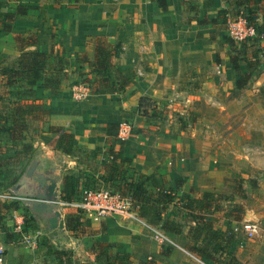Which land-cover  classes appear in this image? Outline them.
<instances>
[{
  "label": "crops",
  "instance_id": "1",
  "mask_svg": "<svg viewBox=\"0 0 264 264\" xmlns=\"http://www.w3.org/2000/svg\"><path fill=\"white\" fill-rule=\"evenodd\" d=\"M157 1L59 0L60 5H56L54 0H0L4 4L2 14L14 11L16 6L29 8L12 22L9 32H0V64L16 61L19 51L15 37L31 35L34 46L28 49L52 53L68 63L56 95L39 86L28 101L47 110V115L30 127V132L37 128L42 131L35 138L36 149L45 146L58 153L53 149L56 136L46 132L47 122L65 127L75 145L89 154H101L107 140L117 150L120 142L107 138L104 128L126 124L129 132L122 150L130 166L139 174H153L165 189H174V183L181 180L177 196L221 194L232 190L239 178L253 179L256 187L245 190L246 197L239 200V205L244 215L259 223L261 234L252 240L236 235L229 253L239 264H264V41L245 86L236 89L238 76L227 63L223 36H218L225 26L218 11L228 9L226 0H163L164 9ZM210 20L215 21L206 23ZM96 38L119 45L113 63L117 70L132 71L133 83L121 94L97 95L88 86L85 99L77 102L71 98L70 88L83 80L92 83L95 77L88 73L87 65L75 66V60L85 56L91 61ZM246 46L247 51L252 50L249 43ZM238 68L245 72L246 62L239 61ZM139 97L155 104L185 100L203 128L198 133L181 131L178 137L163 135L161 127L149 122L156 120L138 115ZM66 158L68 162L57 161L60 177L66 167L76 169L75 160ZM98 161L81 159L82 169L87 166L98 171ZM19 213L9 211L5 216ZM206 216L216 230L223 231L226 223L232 228L237 223L223 213ZM81 221L95 234L69 238L79 252L96 241L111 253L127 252L131 264H145L147 260L151 264H212L206 259L198 262L185 251L188 242L184 234L165 233L175 245L171 247L155 242L148 230L133 220L104 215ZM4 225L8 229L7 222ZM68 234L65 230L64 235H44L50 241L54 238L52 244L64 245ZM22 245H8L3 263L44 264V248L36 243Z\"/></svg>",
  "mask_w": 264,
  "mask_h": 264
},
{
  "label": "trees",
  "instance_id": "2",
  "mask_svg": "<svg viewBox=\"0 0 264 264\" xmlns=\"http://www.w3.org/2000/svg\"><path fill=\"white\" fill-rule=\"evenodd\" d=\"M16 1V0H8ZM60 5L59 0H54ZM157 5L164 9V1L159 0ZM227 10L218 11V18L226 25L227 16H240L248 26L254 30L255 37L248 42L236 46L227 36L222 37V42L227 46V63L236 72L237 80L234 88L241 89L245 86L250 73L258 63V54H261L260 43L264 41V0H226ZM4 4L0 3V32H9L12 22L26 14V6H16L12 12L1 13ZM189 8H192L189 6ZM231 13V14H230ZM210 20L206 23H214ZM19 51L16 61L12 64H0V192H12L13 186L20 178L35 151V138L42 131L31 129L34 122L31 114H36L40 107L28 106L25 100H31L36 87L47 89L50 95H56L61 86V80L68 68L66 60L52 53L46 54L28 49L34 46L32 37H15ZM252 50L247 51V44ZM119 45H113L101 38L94 40L93 56L88 61L85 56L76 58L75 66L87 65L88 73L95 79L88 84L93 94H121L132 83V71L117 70L113 59ZM246 62V71L240 72L238 62ZM262 93L264 94L263 90ZM180 100V99H179ZM27 103V102H26ZM136 110L138 115L154 119L158 108L154 101L139 97ZM179 113V112H176ZM186 116L194 119L195 115L189 110ZM47 115L46 112H43ZM42 117V118H43ZM180 129L185 127L182 116L177 115ZM118 124H108L104 128L106 137L116 138ZM46 132L56 136L53 149L75 160L76 169L67 170L62 175L60 200L70 202L76 200L83 189L105 188L128 198L137 214L147 225L155 227L164 233L181 235L187 239L185 251L197 259H206L212 264H239L234 256L229 253V247L236 238L230 223H226L223 231L213 228L208 220V213H223L225 218L239 222L243 218L244 209L241 205L230 204L232 197L244 198L245 190L242 187V178H239L231 190L232 196H224L213 192H204L199 198L188 194L177 196V191L182 181L174 183V189H165L153 174L143 175L137 173L130 166V159L124 156L122 142L117 150L106 141L107 148L101 154L97 151L89 154L83 148L75 145L73 135L65 127L47 122ZM99 158L96 171L94 168H78L79 158L87 161ZM247 181L250 188L255 187V181ZM9 211H20L23 226L32 224L30 228L37 229L38 224L29 212L19 202H0V220ZM79 214H68L64 217L65 230L77 238L87 234L93 236L95 231L86 230L81 224ZM36 223V224H35ZM91 255L86 264H131L127 252L122 254L111 253L108 247L94 241L89 248ZM64 252L47 245L44 259L52 257L55 264H72L70 253L63 262L61 256ZM150 261V260H149ZM151 264V262H149Z\"/></svg>",
  "mask_w": 264,
  "mask_h": 264
},
{
  "label": "built area",
  "instance_id": "3",
  "mask_svg": "<svg viewBox=\"0 0 264 264\" xmlns=\"http://www.w3.org/2000/svg\"><path fill=\"white\" fill-rule=\"evenodd\" d=\"M226 32L227 37L231 39L236 45L247 42L255 37L254 30L251 26H248L246 22L240 17H233L232 19L227 18L226 21ZM89 92V87L87 84L80 83L75 84L70 88V96L74 101L80 102L85 99ZM129 132L126 124L119 125L117 132V140L123 142ZM22 199L15 196L13 192H0V202H19L22 203ZM59 204L63 207L72 209L74 212L78 213L82 218H90L97 220L104 215H112L120 218L136 221L142 224L150 233L151 238L160 245L175 246L173 243L169 242L165 237V233L161 230L147 225L142 219H140L135 209L128 198L120 197L116 193H112L103 188L95 189H83L76 200L70 202H62ZM19 213L16 211L15 213ZM20 216L13 214L15 223L17 225L23 226L22 214ZM233 232L240 236L244 240H252L260 237V226L257 221L254 220H244L234 224L232 228ZM40 233H37V236ZM21 243L25 246L34 245L35 238L30 236H21ZM3 249L0 248V264L3 263ZM193 257V256H192ZM199 262V259L193 257Z\"/></svg>",
  "mask_w": 264,
  "mask_h": 264
},
{
  "label": "rangeland",
  "instance_id": "4",
  "mask_svg": "<svg viewBox=\"0 0 264 264\" xmlns=\"http://www.w3.org/2000/svg\"><path fill=\"white\" fill-rule=\"evenodd\" d=\"M227 17L230 19L233 18L231 16H227ZM218 36H220V37L221 36H227L226 25L224 26L223 33H219ZM31 37H33V36L31 35ZM180 100L181 101H176L175 103L173 102V100L172 101L164 100V101H160V102H158V104H156V108H158V111H157L158 113L156 115V118H154V120H156V121H154V123H153V121H149V122L152 124H156L158 127H161V129H162L161 134L178 137L179 132H181V131H183L184 133H189L187 131L194 130L196 133H198V131H200V129L203 128L202 122L200 121V118L198 115L194 114L195 115L194 119H190L188 116H186L185 111L189 110L187 103L185 102V100H182V99H180ZM28 101L29 100H25L24 104H27L28 106H30V104H28ZM31 106H34V105L31 104ZM43 112H46V107L40 106L39 111L36 112L39 116H37L36 114H31L30 115L31 120L32 121L42 120L43 116L40 117V114L44 115ZM176 112H179V113H176ZM177 115L183 117V120L185 122V127L183 129H180V126H179L180 124L177 122V119H176ZM78 162H79L78 168L82 169V164H81L80 158H79ZM67 170H68V168L66 167L64 169V171L62 172V175ZM62 175H61V178H62ZM243 181H245V182L242 183V187H244V190H246L247 188H249V185H250V184H247L248 183L247 181H252V180L251 179H243ZM255 187H256V183H255ZM100 188H102V187H100ZM103 189H105V188H103ZM221 195L232 196L231 190L224 191L223 193H221ZM245 197H246V195H245ZM231 199H232L231 202L233 204L239 205V202H240L239 200L240 199L242 200L243 198L232 197ZM70 211H72V212H70ZM64 212H65L64 217L67 216L68 214H78L69 208H66ZM217 214H220V213H217ZM6 222L8 224V229L5 228V225H4V223H6ZM81 224L84 226L83 221H81ZM31 225L32 224L28 223L27 226L22 227V226H19L15 223V219L12 215H9V216L4 215L3 216V218L0 220V233L2 234L0 236V238H1L0 248L3 249L4 256L8 253V250H9L8 245L23 246L21 243V236L25 235V236H30L32 238H35V243L39 244L42 247V249L44 248V250H45V247L47 245H52L55 249H59V250H61V252H64V255L61 256L63 262L66 260L67 255L69 253L72 256L71 257L72 264H86L87 261L90 260L91 255L88 254L89 249L85 250L83 252H79V251H76V249H73L74 248L73 242L69 241V238L73 237L72 235H70V233L68 234V243H70V246L67 245L68 244L67 242L63 243L64 245H60L58 242H55L54 244H52L50 239L48 237H46L39 230V228L32 229V227L30 228ZM260 229H261V227H260ZM38 232L40 233V235L37 236ZM260 234H261V231H260ZM65 238L67 239V237H65ZM149 262H151V261L147 260L145 264H150ZM41 263L55 264V261H53L52 257H48L46 259H43V262H41ZM2 264H4V263H2Z\"/></svg>",
  "mask_w": 264,
  "mask_h": 264
},
{
  "label": "water",
  "instance_id": "5",
  "mask_svg": "<svg viewBox=\"0 0 264 264\" xmlns=\"http://www.w3.org/2000/svg\"><path fill=\"white\" fill-rule=\"evenodd\" d=\"M59 159L68 162L65 155L45 146L35 148L29 164L12 189L14 195L23 200L21 204L44 234L60 232L64 235L65 232L63 207L59 204L62 180L57 162ZM40 218L47 222V230L39 222ZM243 219L252 220L247 213ZM54 241L52 238L51 242Z\"/></svg>",
  "mask_w": 264,
  "mask_h": 264
},
{
  "label": "flooded vegetation",
  "instance_id": "6",
  "mask_svg": "<svg viewBox=\"0 0 264 264\" xmlns=\"http://www.w3.org/2000/svg\"><path fill=\"white\" fill-rule=\"evenodd\" d=\"M39 222L42 224L43 228L45 230H47V222L45 221V219L44 218H40Z\"/></svg>",
  "mask_w": 264,
  "mask_h": 264
}]
</instances>
